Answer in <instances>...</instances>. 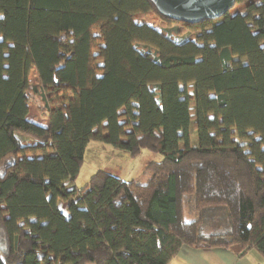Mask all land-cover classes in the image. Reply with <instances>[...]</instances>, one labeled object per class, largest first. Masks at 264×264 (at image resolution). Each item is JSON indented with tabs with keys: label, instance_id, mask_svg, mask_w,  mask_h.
I'll return each instance as SVG.
<instances>
[{
	"label": "trees",
	"instance_id": "1",
	"mask_svg": "<svg viewBox=\"0 0 264 264\" xmlns=\"http://www.w3.org/2000/svg\"><path fill=\"white\" fill-rule=\"evenodd\" d=\"M92 141L161 160L79 189ZM182 247L264 258V0L197 24L149 0H0V264H168Z\"/></svg>",
	"mask_w": 264,
	"mask_h": 264
},
{
	"label": "rangeland",
	"instance_id": "2",
	"mask_svg": "<svg viewBox=\"0 0 264 264\" xmlns=\"http://www.w3.org/2000/svg\"><path fill=\"white\" fill-rule=\"evenodd\" d=\"M140 19L141 18H137L135 21L140 22ZM143 22L154 29H159L161 27L160 22L153 18V16L145 17ZM28 80L32 85L36 84L37 77L34 71L29 73ZM28 119L30 122L41 127H46L47 125L46 122L38 116L34 106H30L29 108ZM189 135L191 137V146H196V131L193 126V121H191L189 126ZM160 160L161 157L159 154H154L147 150L141 151L136 157H131L127 153L116 150L103 142L92 141L86 147L84 161L75 181V186L81 189L98 171L106 172L124 181H145L151 175L150 171L146 170V167L151 163H158ZM185 201L187 211L188 206L192 205V199L190 196H186ZM187 212H189V210Z\"/></svg>",
	"mask_w": 264,
	"mask_h": 264
},
{
	"label": "water",
	"instance_id": "3",
	"mask_svg": "<svg viewBox=\"0 0 264 264\" xmlns=\"http://www.w3.org/2000/svg\"><path fill=\"white\" fill-rule=\"evenodd\" d=\"M167 19L186 24L216 20L230 11L235 0H149Z\"/></svg>",
	"mask_w": 264,
	"mask_h": 264
},
{
	"label": "crops",
	"instance_id": "4",
	"mask_svg": "<svg viewBox=\"0 0 264 264\" xmlns=\"http://www.w3.org/2000/svg\"><path fill=\"white\" fill-rule=\"evenodd\" d=\"M168 264H264V258L255 250L243 254L239 248L194 250L182 247Z\"/></svg>",
	"mask_w": 264,
	"mask_h": 264
}]
</instances>
